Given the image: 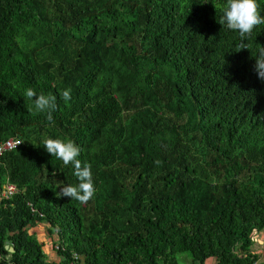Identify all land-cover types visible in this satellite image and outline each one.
Masks as SVG:
<instances>
[{
  "label": "trees",
  "instance_id": "1",
  "mask_svg": "<svg viewBox=\"0 0 264 264\" xmlns=\"http://www.w3.org/2000/svg\"><path fill=\"white\" fill-rule=\"evenodd\" d=\"M223 2L0 0V146L21 141L0 154V198L17 189L0 201V264L258 262L264 24L241 38L219 23ZM28 87L57 97L52 120ZM49 137L91 163L87 202L59 192L79 181ZM41 225L61 260L33 234Z\"/></svg>",
  "mask_w": 264,
  "mask_h": 264
},
{
  "label": "clouds",
  "instance_id": "2",
  "mask_svg": "<svg viewBox=\"0 0 264 264\" xmlns=\"http://www.w3.org/2000/svg\"><path fill=\"white\" fill-rule=\"evenodd\" d=\"M221 9L222 16L219 23L223 26L226 25V27L230 30L238 32L241 38L251 35L257 26L264 24V15H262V13H264V5L261 4L260 0H224L221 5ZM256 61L258 74L261 78H264V71H262L264 70V49L261 50V53L258 58H256ZM70 92V89L63 91V98L66 101L71 99ZM24 94L30 101L32 106L31 110L35 114L47 112L48 119L52 120L51 113L57 107V97L54 94H45L43 92L37 93L32 87L25 89ZM220 118L221 116L219 119ZM262 133L264 137V126L262 127ZM42 144L45 150L51 154L52 157H56L61 160L65 165L71 164L74 167V175L78 178L79 182L76 185H63L59 191L61 195L64 197L75 198L81 202H87L93 198L97 191L96 181L93 178L91 163H82L79 159L81 153L80 146L71 139L51 137L44 139ZM45 227L47 234L50 235L48 233L47 226ZM51 239L55 246L54 250L60 258L59 252H64L65 248L62 247L57 237L54 239L53 236H51ZM75 258L78 259L79 256L76 255ZM82 259L84 261V257H82ZM209 259H211L213 263L215 262V264H217V260L215 258ZM75 262L77 261H74L73 264H75ZM82 264L85 263L83 262Z\"/></svg>",
  "mask_w": 264,
  "mask_h": 264
},
{
  "label": "rangeland",
  "instance_id": "3",
  "mask_svg": "<svg viewBox=\"0 0 264 264\" xmlns=\"http://www.w3.org/2000/svg\"><path fill=\"white\" fill-rule=\"evenodd\" d=\"M10 186H11V188L16 189L15 185H10ZM33 234L34 235L38 234V236H39L38 238L41 239V241L43 242L44 246L46 247V251L49 250L51 246L53 249H55V246L52 242L51 236L47 234L46 227L44 225L37 227L34 230ZM53 238L54 239L56 238L55 235H53ZM56 255H57V253L55 252L53 255V258H54V256L56 258ZM177 257L180 260V264H191V259L187 254H185V253L178 254ZM206 264H214V263L211 259H208L206 261Z\"/></svg>",
  "mask_w": 264,
  "mask_h": 264
},
{
  "label": "crops",
  "instance_id": "4",
  "mask_svg": "<svg viewBox=\"0 0 264 264\" xmlns=\"http://www.w3.org/2000/svg\"><path fill=\"white\" fill-rule=\"evenodd\" d=\"M254 240H255V244H254L253 249H252L253 250V254H256V255L260 256V258H259V260H258V262L256 264H264V231L261 232V233H258V234L255 233ZM55 252L56 251L52 248V246L50 247L49 250L46 251V253H47V255H48V257H49V259L51 261L52 260H60L58 254L56 255V258H55V256L53 258V255H54ZM214 264H215V262H214Z\"/></svg>",
  "mask_w": 264,
  "mask_h": 264
},
{
  "label": "built area",
  "instance_id": "5",
  "mask_svg": "<svg viewBox=\"0 0 264 264\" xmlns=\"http://www.w3.org/2000/svg\"><path fill=\"white\" fill-rule=\"evenodd\" d=\"M21 144L20 140H15V139H10L9 141L3 143L0 146V154H3L7 151H12L14 149H16L17 147H19V145ZM17 192V189L11 188V186H7L6 189L4 190V193L2 195V197L0 198V201L2 199H9L10 197H12L15 193Z\"/></svg>",
  "mask_w": 264,
  "mask_h": 264
}]
</instances>
